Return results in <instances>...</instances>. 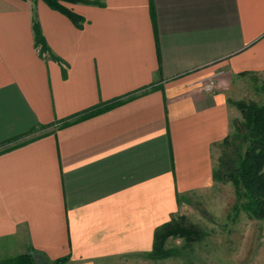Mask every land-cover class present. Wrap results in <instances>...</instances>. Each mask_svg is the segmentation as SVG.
Returning <instances> with one entry per match:
<instances>
[{"label":"crops","instance_id":"obj_1","mask_svg":"<svg viewBox=\"0 0 264 264\" xmlns=\"http://www.w3.org/2000/svg\"><path fill=\"white\" fill-rule=\"evenodd\" d=\"M90 1L0 0V264H147L264 73V0Z\"/></svg>","mask_w":264,"mask_h":264},{"label":"trees","instance_id":"obj_2","mask_svg":"<svg viewBox=\"0 0 264 264\" xmlns=\"http://www.w3.org/2000/svg\"><path fill=\"white\" fill-rule=\"evenodd\" d=\"M50 8L67 15L71 21L79 25L82 17L66 8L61 2L92 3L90 0H42ZM35 46L43 55L49 53L45 40L39 30L36 19L33 20ZM56 60L59 59L56 57ZM239 111L240 118L231 121L229 134L219 143L220 154L213 167V180L222 183L230 182L234 187L236 202L234 217L244 211L252 219L264 218V104L253 100L230 101ZM108 106L98 105L91 108L87 115H94L106 110ZM204 232L196 224L183 215L171 217L170 220L155 228L153 244L147 257L167 258L186 250L192 243L203 239ZM169 237L182 239L181 247H165ZM62 260V259H61ZM4 264H33L28 255L13 257Z\"/></svg>","mask_w":264,"mask_h":264},{"label":"rangeland","instance_id":"obj_3","mask_svg":"<svg viewBox=\"0 0 264 264\" xmlns=\"http://www.w3.org/2000/svg\"><path fill=\"white\" fill-rule=\"evenodd\" d=\"M239 82L230 101L253 100L264 104V73L242 76ZM232 109L235 117L240 118L234 105ZM219 152L217 150L213 155L215 163ZM176 198V207L166 221L183 215L200 227L204 232L203 239L167 258L148 257L147 264H264V218L250 219L244 211L234 217L236 196L230 182L222 183L212 177L209 185L176 193ZM161 224L155 225L154 231ZM181 244L182 239L169 237L164 246L178 249Z\"/></svg>","mask_w":264,"mask_h":264},{"label":"built area","instance_id":"obj_4","mask_svg":"<svg viewBox=\"0 0 264 264\" xmlns=\"http://www.w3.org/2000/svg\"><path fill=\"white\" fill-rule=\"evenodd\" d=\"M215 82L213 80H209L204 86L203 89L207 92H210L214 89L215 87Z\"/></svg>","mask_w":264,"mask_h":264}]
</instances>
